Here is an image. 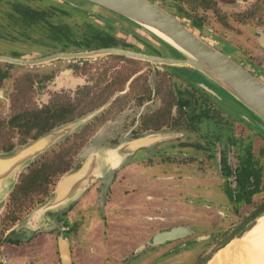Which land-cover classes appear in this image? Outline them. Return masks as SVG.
Masks as SVG:
<instances>
[{
	"label": "rangeland",
	"instance_id": "rangeland-1",
	"mask_svg": "<svg viewBox=\"0 0 264 264\" xmlns=\"http://www.w3.org/2000/svg\"><path fill=\"white\" fill-rule=\"evenodd\" d=\"M17 3H20L22 7L23 5L29 6L35 10H39L41 13H45L46 18L53 23L60 22L68 25L71 28L70 31H73L77 36L84 35L82 30L86 29L87 22L93 21L95 24H98L97 26L107 31L108 28L105 25H100L101 17L106 20H116L113 23L114 25H112L114 30L107 33L122 37L121 33L118 32L120 29L118 26L120 24L124 25L122 19H118L108 14L109 12L80 0H0L1 56L10 57L12 54H20L23 56L22 58H37L41 51L47 52L49 50H46L48 45L49 48L54 45L43 25H34L27 22V20L19 19L20 16H23V10L18 8ZM154 3L179 16L178 18L190 29V23L206 25L203 18L205 13L201 9L192 11L194 8L202 6V0H154ZM239 10L241 9L236 7V10L231 9L227 10V12H222L223 15L221 13H214L217 19L212 15V12H209L208 17L212 24L209 26V34H213L214 32L219 33L218 31L223 30L225 34L227 33L225 38L229 39V41L237 45H244V47L246 45L250 46V44H244V39L246 37L253 39V30L256 26L260 25H255L248 18L245 20L244 16L238 13ZM220 19L224 20L228 27L222 28V23L219 22ZM135 29L140 36H151L145 30L137 29L132 25L131 30L134 31ZM203 30L205 31V27L203 26L198 30L194 29L198 35L203 36L205 41L217 45L216 43L219 42V39L213 35H207ZM74 64L75 62L72 61L61 60L32 68L28 66H14L7 70L8 76L0 82V90L4 91V98L0 100V153L4 152L3 148L11 147L14 149L25 144L21 145L20 143L24 137L19 132V129L9 126V120L15 112L18 113L31 106L40 107V105H44L50 99H54V95L76 97V93L74 92L78 87L83 85H88L91 94L95 93V96H98L94 101L88 100L89 104L96 105L101 100H107L103 106L99 107L100 109H96L98 112L95 113L94 117L38 156L20 174L18 182L20 177L33 166H39L42 163H47L58 169L68 166L71 167L67 171L69 172L82 161L89 151L98 147H109V143L115 140L121 142L129 139L133 129L138 128V131H142L149 123L150 111L162 105L165 106V102L168 100L174 101L173 95L169 93L171 89L169 87L173 84V86L179 84L177 81L174 82L172 77L169 79V74L159 66H157V69L154 65L132 63L114 56L90 58L79 68H75ZM5 65L6 63L0 61V77L2 71H6ZM67 67L74 69L72 75H65L67 77L58 75L59 71ZM48 74L54 77L58 76L57 81L53 85L45 83L44 86L43 79ZM132 74L133 79H128ZM191 76L194 82L197 81L210 87L218 97L227 100L226 95L212 85L208 79L204 78L201 81L199 77ZM260 76H262L260 77L261 80H264V75ZM147 82L153 90L156 89V84L158 85L157 97L154 98L153 102H146L139 107L138 104L141 99L146 100V96L141 98L139 95L142 93L141 88L143 84L145 86ZM123 87L124 90L122 92L115 91L112 93L113 90H120ZM83 94L84 91L79 94L80 97ZM110 104L114 107L109 109V113L105 114V119L103 120L106 121L104 123H100L101 121L95 123L93 129L101 126L93 138H91V141L83 143L81 148V141L75 134L79 133L86 125L95 121L101 113L108 109ZM208 105H210L211 109V112L210 109L208 111L209 116L212 113L213 117L217 116L216 109L218 108V110L220 109L218 112L221 111L218 113L221 117H228L230 121L239 120L240 125L235 126V128L229 127L227 130L224 129L223 132L220 130V127L219 130L215 129L218 123L215 122L214 117L212 118L213 120H210V123L202 125V129L200 128L196 132L191 133L179 132L181 134L180 139H173L161 144L160 148L170 149L169 151H173L174 154L158 156L144 162L146 165H152V168L137 167L136 171L140 172L138 177H132L136 173L134 170L131 171L132 167L126 169L124 180L130 175L128 185L134 187V189L127 190L131 191V196L141 195L140 191L142 189L140 186L146 183L142 176L145 173L155 176L157 175V171L161 176H165L169 180H171L170 178L173 179L174 182H170L168 190L160 187L161 193H157L159 197L154 196L156 202L159 201V205L154 202L158 207H150L151 209L144 212L143 209L145 207L141 202L140 205L138 203H129L130 208L126 212H122L116 216L108 215L106 226L103 227L104 219L100 217L96 210H92L94 208L92 189L73 205V210L68 215L69 222L72 223L74 220H79V213L85 215L84 220L81 221L82 227L79 231V234H82L80 237V249L83 252H75L74 261L72 260L74 264H204L226 241L230 238L232 239L248 223L264 211V136L245 125L247 124L245 120L243 122L239 119L241 117L239 115L240 108L237 105L234 104V107H231L233 108L232 110L227 108L226 104H224V107L218 103L217 105L215 104L216 111L212 109L211 104ZM204 107L203 109H206L208 106L205 105ZM133 119H135V122ZM214 130L219 131V133L223 132L221 135H227L228 138L216 139L217 136L214 135L212 139H208L210 138V134H216ZM234 133L237 135L234 136ZM28 139V137L24 138L27 142L30 141ZM185 142L199 143L202 147L211 146L212 143H215V145L213 149L209 147L207 149L208 152H202L190 149V147H182L181 143ZM234 142L235 144H232ZM212 150L217 154L220 151H224L232 168H235L237 165V155L248 151L252 153L254 159V162H252L261 168V173L259 172V175H261V191L255 195L251 205L242 206L238 212L233 211L225 192H223V187L225 191L227 183L232 184V180L226 179L225 181L221 178L220 170L217 167L216 161H214L216 157L211 155ZM182 151H185L184 155H181L180 152ZM207 154L206 162L205 158ZM156 164L159 165V168H157ZM61 177L60 175L53 177L52 179L55 180L54 184H57L56 182ZM254 181L252 182L253 184ZM118 182L120 183V180ZM150 182L147 183L150 185ZM164 183L158 180L152 181L155 187ZM137 185H139L138 188L136 187ZM54 188L53 185L48 187V193L45 197L36 196L29 198L28 202L23 205V208L18 203H15V201H9L12 192L5 199L4 204L0 205V238L6 229L12 225V215L9 216L10 212L13 211V215L21 219L13 223V226L24 222L32 211L41 204L43 205L50 198ZM150 190L151 186H149ZM149 191L143 195L144 198L148 195L152 196ZM164 191H166V197L161 195L165 194ZM106 192L101 197L102 201ZM200 195L208 197L209 209L207 211L202 209ZM190 197H193L194 201L191 214L189 213V206L191 205L189 203ZM88 203L91 204L90 207ZM160 205L161 207L159 208ZM48 213L53 212L44 213L42 216L44 220ZM154 214L165 215L164 221L161 224L155 225V227L152 226L151 232H148L146 236L145 232L149 221L145 215L151 216ZM178 224L190 225L193 229V235L157 246L156 248H152L147 244L142 250H138L140 248L138 246L144 244L145 236L147 238L146 241H148L155 232L167 230L169 227H175ZM56 225L58 224L56 223ZM48 229L47 226L42 230L47 231ZM16 232V235L20 236L22 234V237L25 234V231L21 230H17ZM50 240L52 238L49 235L41 234L33 238L29 243L24 244L23 247L11 246L12 244L5 242L3 249L10 264H26L28 258L33 262L32 264H57L56 253L54 251L55 245ZM75 244L76 242L74 241L73 249L75 248ZM8 247H11V249ZM89 250L92 252H89ZM246 251L248 252V250ZM247 254L243 253L246 256L240 255L231 258L233 259L232 261L228 260L225 263L259 264L260 261L256 260V256L250 255L249 259ZM86 255L91 259L88 260ZM241 256L243 259L240 258ZM124 260L127 262H123Z\"/></svg>",
	"mask_w": 264,
	"mask_h": 264
},
{
	"label": "flooded vegetation",
	"instance_id": "flooded-vegetation-1",
	"mask_svg": "<svg viewBox=\"0 0 264 264\" xmlns=\"http://www.w3.org/2000/svg\"><path fill=\"white\" fill-rule=\"evenodd\" d=\"M148 1L154 3V0H148ZM236 7L241 9L238 11V13L244 16L245 20L246 18H248V20L251 21L252 23H255V25L256 24L260 25L254 28L253 39L251 38L249 39L247 37L245 38L246 40L244 39V44H250V46L246 45L244 47V45L243 46L237 45L234 42L229 41V39L225 38L227 33L225 34L223 30L218 31L219 33L214 32L213 34H209L210 32L209 26L212 25L208 17L209 12H212V15L216 18L214 13L222 14V12H227V10H231V9L236 10ZM198 9H201L205 13V15H203V18H204V23H206V25L204 24L197 25V24L190 23L191 29L188 28V26L178 18L179 16L172 14L170 11L166 9L164 10L169 12L179 21H181L189 30H191L196 36H198L205 43L209 44L210 46H212L214 49H216L220 53L224 54L225 56H227L228 58H230L237 64L241 65L243 68H245L246 70H248L250 73H252L253 75H255L257 78L261 80L260 77L262 76L260 75H264V45H263L264 0H202V6L200 8H194L192 11H195ZM100 21H101L100 25H105L108 28L107 31L106 29H103L102 27L97 26L98 24H95V22L92 21V22H87L86 29L82 30L84 33V35L82 36L75 35L73 31H70L72 32V35L70 36H66V35L56 36V35H52L45 27L46 32L50 35L51 40L54 43L52 47L49 48L48 47L49 45L46 47V50L49 49L47 52L41 51L39 53L40 54L39 57L37 58H29V59L22 58L23 56L20 54L18 55L12 54L10 55V57L14 59L37 60V59L48 57V56L58 54V53H79V52H89V51H94V50H99V49H104V48H109V49L115 48V49L130 51V52L141 54V55H146V56L179 58V56L174 52V50L171 49L168 45H166L161 39L155 36H152V35L151 36L138 35L136 32V29L132 31L131 30L132 25L124 20H122L124 25L122 26L120 24L118 26V28H120L118 32L121 33L120 35H122V37H117L116 35L115 36L109 35L107 33L108 31L114 30V27L112 25H114L113 23L116 20H106L101 17ZM49 22L53 23L50 20ZM219 22L222 23V26L220 25L222 28L228 27L227 23L224 20L220 19ZM53 24H57V23H53ZM62 25H65V24H62ZM65 26L68 28V30H71V28L68 27V25H65ZM201 26L205 27V31L204 30L203 31L207 35L209 36L213 35L219 39V42L216 43L217 45H214L212 43L205 41L203 39V36L198 35L194 31V29L195 30L200 29ZM136 28L139 29L138 27ZM106 56H114L116 58L130 61L132 63H142L143 65L144 63H147L150 65H154L157 69H158L157 66H159L160 68L164 69L166 73L169 74L168 76L169 79L172 77L174 82L177 81L179 84L177 86H173L174 85L173 84L172 86L169 87L171 88L169 93L173 95L174 101L168 100L167 102H165V106L162 105L158 107L157 109L150 111L151 112L149 115L150 118L148 120L149 123L145 126V128L142 131L140 130L141 132L138 131V128L137 129L135 128L132 130V134L129 139L121 141V142H119L118 140H115L109 143V147H98L92 151H89L85 155V157L82 159V161L78 165L75 166L74 169H79L82 166V164L85 162V160L91 155H94L97 153H104V151L106 150H110L109 155L114 154L116 149L122 148L123 146L130 144L134 140L144 139L154 134H159L160 140L150 145H146L144 147L138 148L132 154L126 156V158L122 160L120 165L113 172H111L109 176H106L104 179L96 180L68 207H65L57 212L48 213L45 219V226L42 228L44 229L45 227L48 226L49 229L47 231L38 229V230L30 232L29 234L25 232V234H23V237H22L21 236L22 234L18 236L16 235L17 232L12 230V227L14 225L13 223L17 221H14L13 223H11L12 224L11 227L7 228L4 234L2 235V237L0 238V263H2V261L4 260V264H10L8 257L7 255H5L4 249H3L4 248L3 244L5 242L12 244L11 246L16 245V246L23 247L24 244L29 243L33 238H36L38 235L47 234L52 238V240H50L51 243L55 245L54 251L56 253L55 258L57 259V264H74L73 261H74L75 252L76 253L83 252L80 249L81 248L80 247V237L82 234L80 235L79 231L81 230V227H82L81 221L84 220L85 215L82 213H79L78 214L79 220H74L72 223L69 222L68 215L73 210L72 208L73 205L76 204L79 200H81L86 195L87 192H89L91 189L93 190L92 200H94V208L92 210H96L98 214L100 215V217L104 219L103 227H105L108 215H113V214L119 215L124 210L122 208L120 209L119 207L115 209L111 208V207H116L117 205H119V200H117V198L121 197V195L127 196L131 194V191H127L131 189L123 190V187H122V185L130 187L128 185L130 181L129 179L130 175L129 177H127V179L124 180V176H125L124 174L127 168L132 167L131 171L132 170L136 171L137 167L152 168V165H146L144 162L154 159L158 156H166L168 154H174L173 151L172 152L169 151L170 149L160 148L159 146L161 144L165 142H169L173 139L174 140L180 139L181 134H179V132L191 133V132H196L200 128L202 129V125L210 123V120H213L212 118L214 117H215L214 118L215 122L218 123L216 124L215 129H218V130H219V127L221 128L220 130L223 131L224 129L226 130L229 129V127L235 128V126L237 127L240 125L239 120L230 121L228 117H223V116L221 117L218 114L221 111L218 112L220 109L219 110L218 108L216 109L215 104L217 105L219 103L224 106V103H222V101L219 100L217 97H214L213 95L209 94L206 90H204L201 87L202 83L200 84V82H197V81L194 82L191 79L192 78L191 75H194L196 77H199V79L203 81L205 77H203L199 73H196L193 70L188 69V68L180 69V68H174V67L165 66V65L152 64L151 62L127 57L124 55L110 54ZM93 58H96V57H93ZM88 59L90 58L58 59V60H54L48 63H42L38 65H27V66L32 68L34 66H39V65H44V64L48 65V64H51L52 62L62 60V61H68V62L70 61L75 62L74 64L75 68H79L82 65H84V62H86ZM8 65L12 66L10 68H13L14 66H22V65H14V64H8ZM6 70H9V68L6 67ZM73 72H74V69L72 67H67L59 71L58 75H64V77H67L65 75H68V74L72 75ZM50 75L48 74L47 76L44 77L43 79L44 86H45V83H51V85L56 83L58 76L54 77ZM131 78L133 79V74L132 76H130V78L128 77V79H131ZM261 81L264 82V80H261ZM150 86L151 85L148 82H147V85L145 86L143 84L141 88L142 93L139 95V97L144 98L146 96V100L141 99L140 103L138 104L139 107L142 106L146 102H151V101L153 102L154 98L157 97V92H158L157 89H159L158 85L156 84L155 90H153V88H151ZM123 90H124V87L121 88L120 90H113L112 93L115 91L122 92ZM82 91H84V94L80 97L79 94H81ZM0 92H1L0 100H2L4 98V91L0 90ZM74 93H76V97H69L65 95H62V96L54 95V99H50L44 105H40V107L31 106L30 108L19 111L18 113L15 112L12 117L18 115L19 113L23 111H26L29 114H32L36 111H42L45 117L51 116L52 118H54L55 116L53 112L56 111L58 112V114H60L59 119L67 118L66 122L64 123L66 124V123L73 122L74 120H78L84 117L85 115L91 113L97 108L103 106L107 102V100H101L97 102L96 105L89 104L88 100L94 101L95 99H97L98 96H95V93L91 94V91L88 85H83L81 87H78ZM208 104L212 105L213 110L215 109L217 110V111L215 110L217 116L213 117V113L210 116L208 115V111L210 109V105ZM205 105L208 107H206V109H203L205 108L204 107ZM112 107L114 106L110 104L108 109L105 110L103 113H101V115L97 117L95 121H93L91 124L86 125L79 133L75 134V136H77L81 141L80 143L81 148L83 146L82 145L83 143H87L91 141V138H93V136L95 135V133L101 126V125L97 126L96 128L93 129V127L95 126V123L98 121H101L100 123H104V121H106V120H103L105 119L104 116L106 113H109L108 111H110L109 109H111ZM163 107H166V108L163 109ZM210 112H211V109H210ZM133 121L135 122V119H133ZM214 132H216V134L215 133L210 134V138L208 139H212L214 135L217 136L216 139L228 138L227 135L225 136L221 135L223 134L224 131L219 133V131L214 130ZM236 135L237 134L234 133V136ZM239 140H240V137L238 138V143H239ZM232 144H235V142ZM214 145L215 143H212L211 146L203 145L204 147H202V145H200L199 143H192V142L181 143L182 147H190V149H196L202 152L207 151L209 147L210 149H213ZM180 153L181 155H184L185 151L184 152L182 151ZM211 155L216 157L214 161H216L217 167L220 170L219 173H220L221 178L225 181L226 179L232 180V184L227 183V187L225 188V191L223 187V192H225L226 198L228 202L231 204L233 211L235 210V212H238L242 206L251 205L254 200L255 195H257L261 191V187H260V183H261L260 176L261 175H259V172L261 173V168L257 167L256 164L253 163L254 159H253L252 153L248 151L244 153L242 152V154L237 155V162H236L237 165L235 166V168L231 167L229 163V159L225 155L224 151H220L218 152V154L213 151ZM207 157H208V154L206 155V158H205L206 162H207ZM42 164L49 165L47 163H42ZM158 164H156L157 168H159ZM141 165H144V166H141ZM50 166L52 169L64 171L62 174H60V177L65 172L71 169V167H68V166H66L63 169L61 168L58 169L52 165ZM242 166L246 167L248 171L253 172L254 176L256 177L255 178L253 176L249 179V183L245 187V190L250 191L252 189L257 188V192L252 193L249 196L247 194L245 195L242 194L243 197L241 196L242 192L240 190V186L238 185L239 182L237 180V173L241 170ZM254 168H256V170H254ZM139 173L140 172L136 171V173L133 174L132 177H135V176L138 177ZM156 173L157 175L155 176L150 175L149 173H145V174L143 173L144 175H142L146 181L145 185L148 187L151 186L154 190V194L152 196L148 195L145 198L144 204H148V205L144 206L145 207L143 209L144 212L146 210L151 209L150 207H158L159 201L156 202V199L154 196L158 198L159 196H157V193H161L160 187H163L168 190L170 188V182L173 181V179L170 177L169 178L171 180H169L165 176H161L160 173H158L157 171ZM119 180H120V183L118 182ZM155 180L163 181L165 183L159 184L157 187H155V185L152 184V181H155ZM253 180H255L254 184L252 183ZM54 181L55 180L53 179L52 183L49 184L48 187L52 185L55 187L56 184H54ZM149 181H151L150 185L147 183ZM166 191H164L165 194H161V195H164L166 197L167 195ZM105 192L106 194L104 195L103 201H102L101 197ZM46 195L42 197H45ZM190 195L192 196V194ZM200 196H201L200 202H201L202 209L204 211H207L209 209L208 197H204L202 195ZM190 199L191 200L189 203L191 205L189 206L190 207L189 213L191 214L192 208H193L192 204L194 201H193V197H190ZM154 202H156L158 205L154 204ZM88 205L90 207L91 204L88 203ZM160 207L161 205L159 206V208ZM86 209L89 210L88 208ZM88 212H91V211H88ZM164 216L165 215H160V214H154L151 216L145 215V217L149 221V224H147L148 226L145 232L146 236L148 232H151L152 226L155 227V225L161 224V222L164 221V218H165ZM18 220H21V219L19 218ZM56 223L58 225H56ZM175 227L187 228L191 233L189 236L193 235V229L190 225L178 224ZM171 228H174V226L169 227L167 230ZM163 231H166V230H163ZM163 231L155 232L154 234L151 235L148 241H146L147 238L145 236V239H144L145 242L144 244H141L138 246L140 247L138 250H142L144 247L147 246V244H149V246L152 248H156L157 246L163 245V244L154 243V237L158 233L163 232ZM74 241L76 242V244H75V248L73 249ZM65 243L67 246V254H68L67 257H64L63 255L64 250L62 246ZM8 248L11 249V247H8ZM89 252H92V251L89 250ZM87 258L88 260L91 259L88 256ZM123 262H127V261L124 260ZM32 263L33 262H31L30 258H28L26 264H32ZM204 264L206 263L204 262Z\"/></svg>",
	"mask_w": 264,
	"mask_h": 264
},
{
	"label": "water",
	"instance_id": "water-1",
	"mask_svg": "<svg viewBox=\"0 0 264 264\" xmlns=\"http://www.w3.org/2000/svg\"><path fill=\"white\" fill-rule=\"evenodd\" d=\"M110 12L120 19L145 30L150 35L161 39L168 45L179 58L146 56L126 50L104 48L89 52L58 53L37 60L14 59L0 55V61L14 65H38L58 59L93 58L110 54L124 55L131 58L141 59L152 64L165 65L174 68H188L199 73L217 87L227 100L221 99L210 87L201 84V87L209 94L221 100L227 108L233 110L234 104L240 108L239 119L251 130L264 136V82L237 64L224 54L205 43L181 21L169 12L148 0H80ZM264 45V37H263ZM1 96V92H0ZM230 99V100H229ZM100 109V108H99ZM98 111H93L84 117L51 129L35 140H30L24 145L8 152L0 153V205L13 192L20 174L42 153L66 137L75 132L88 120L95 116ZM159 134H154L144 139L132 141L130 144L116 149L117 160L114 162L109 151L89 156L79 169H73L65 173L57 182L50 198L38 206L20 224L12 227V230L32 231L42 229L45 226L43 214L57 212L73 203L87 188L96 180L109 176L126 156L136 149L150 145L160 140ZM264 216V211L254 218L237 235L230 239L224 248L234 239H240L252 230L257 220ZM187 228L174 227L158 233L154 237L155 244H165L189 236ZM64 257H67L66 243L62 246ZM215 252V253H216ZM214 253V254H215ZM212 255V257L214 256ZM206 262V264L212 259ZM4 264V260L2 263Z\"/></svg>",
	"mask_w": 264,
	"mask_h": 264
},
{
	"label": "trees",
	"instance_id": "trees-1",
	"mask_svg": "<svg viewBox=\"0 0 264 264\" xmlns=\"http://www.w3.org/2000/svg\"><path fill=\"white\" fill-rule=\"evenodd\" d=\"M40 1H49V0H40ZM52 2V1H50ZM86 3V2H85ZM17 6L19 9L23 10V16H20L19 19L27 20V22L43 25L44 28L52 34L56 36L66 35L70 36L72 33L65 25H62L60 23L53 24L49 22V19L46 18L45 13H41L39 10H35L34 8H31L29 6H24L20 3H17ZM110 13V12H109ZM112 14V13H110ZM113 16H116L112 14ZM117 17V16H116ZM119 18V17H117ZM64 30L66 31L64 33ZM7 68H10L12 66L6 64ZM8 76V72L2 71L0 82L5 79ZM54 118L51 116H44L42 111H36L32 114H29L26 111H23L19 113L18 115L12 117L9 120V126L10 127H17L19 129V132L23 135V137H28V140H35L42 134L50 131L51 129L60 126L61 124H64L66 122L67 118L59 119L60 114L58 112H53ZM57 118V119H55ZM24 138L21 140V145L26 143L27 140H24ZM4 152H8L12 150L11 147L9 148H3ZM63 170H56L52 169L50 165L40 164L39 166H33L28 170L27 173H24L13 191V193L10 196L9 201H15V203H18L21 208H23V205L28 202L29 198H33L36 196H44L47 194L48 186L52 183L53 177H56L57 175L62 174ZM254 174L251 171H248L246 167L241 168V170L237 173V180L239 182L240 190H241V196L242 194H247L248 196L252 193L257 192V188L252 190H245V187L249 183V179L253 177ZM255 177V176H254ZM256 178V177H255ZM257 182V181H256ZM12 215L11 222L18 221V217L14 216V212L9 213ZM231 239V238H230ZM229 239V240H230ZM228 240V241H229ZM226 241L225 244L228 242ZM224 244V245H225Z\"/></svg>",
	"mask_w": 264,
	"mask_h": 264
},
{
	"label": "bare ground",
	"instance_id": "bare-ground-1",
	"mask_svg": "<svg viewBox=\"0 0 264 264\" xmlns=\"http://www.w3.org/2000/svg\"><path fill=\"white\" fill-rule=\"evenodd\" d=\"M110 157L115 162L117 160L116 152L111 154ZM246 250H248V252ZM243 253H250L247 254L249 259L250 255L256 256V260L260 261L259 264H264V216L257 220L256 226L247 232L244 237L232 240L228 245L216 252L207 264H227L225 262L228 260L232 261L233 259L231 258L238 257L240 255L246 256L243 255ZM242 256L240 258H242Z\"/></svg>",
	"mask_w": 264,
	"mask_h": 264
},
{
	"label": "crops",
	"instance_id": "crops-1",
	"mask_svg": "<svg viewBox=\"0 0 264 264\" xmlns=\"http://www.w3.org/2000/svg\"><path fill=\"white\" fill-rule=\"evenodd\" d=\"M122 187H123V190L124 189H134V187H131V186L130 187H127V186H123L122 185ZM136 187L138 188L139 185H137ZM140 188L142 189V191H140L141 195H134V196H131L130 194L127 195V196L121 195V197L117 198V200H119V205H117L116 207H111V208L112 209H115V208L119 207L120 209L121 208L124 209L123 211L126 212L130 208L129 203H131V204L138 203V205H140V202H141V204L143 206H146V204H144L145 198H144L143 195L146 194V192L148 193L149 187L144 184L143 186H140ZM149 193L151 195L154 194V190H153L152 187H151V190L149 191ZM113 215L116 216V214H113Z\"/></svg>",
	"mask_w": 264,
	"mask_h": 264
}]
</instances>
